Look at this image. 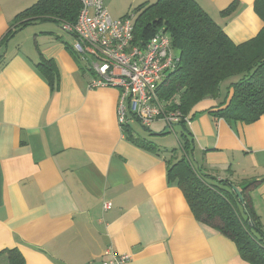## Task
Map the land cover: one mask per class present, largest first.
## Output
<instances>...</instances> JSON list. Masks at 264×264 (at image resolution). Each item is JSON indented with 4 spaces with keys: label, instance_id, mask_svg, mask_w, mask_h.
Returning <instances> with one entry per match:
<instances>
[{
    "label": "crops",
    "instance_id": "crops-1",
    "mask_svg": "<svg viewBox=\"0 0 264 264\" xmlns=\"http://www.w3.org/2000/svg\"><path fill=\"white\" fill-rule=\"evenodd\" d=\"M154 1L104 3L120 18ZM196 1L235 43L263 26L255 0ZM35 2L0 0V264L12 248L25 264H99L110 244L132 256L129 264H250L234 241L195 218L169 183L163 155L126 138L120 90L89 86L92 73L71 52L75 36L49 22L32 31L36 24H15ZM42 59L56 67L55 85L37 67ZM189 128L194 162L206 173L240 189L245 179L261 180L251 197L264 228V114L244 123L202 111Z\"/></svg>",
    "mask_w": 264,
    "mask_h": 264
},
{
    "label": "trees",
    "instance_id": "trees-1",
    "mask_svg": "<svg viewBox=\"0 0 264 264\" xmlns=\"http://www.w3.org/2000/svg\"><path fill=\"white\" fill-rule=\"evenodd\" d=\"M236 4L232 2L222 14H231ZM80 8L79 0H37L19 12L14 22L22 27L46 22L75 23ZM254 10L263 21L262 28L253 38L235 43L196 0H156L134 7L133 43L144 46L163 29L170 34L178 58L175 69L158 86L161 100L191 119L207 111L228 122L258 120L264 114V0H255ZM71 52L80 59L74 49ZM37 67L55 85L58 72L52 61L42 59ZM219 98L220 103H216ZM204 103L216 105L201 109ZM175 125L180 126L181 151L173 149L170 157L163 156L169 183L183 191L200 223L234 241L240 256L250 264H264V228L251 197L261 180L245 179L242 203L229 179L206 173L194 162L195 141L187 122ZM165 129L161 134L166 133ZM123 130L137 146L162 155L158 145L136 135L130 124L123 125ZM3 252L8 253L9 264H25L19 249Z\"/></svg>",
    "mask_w": 264,
    "mask_h": 264
},
{
    "label": "built area",
    "instance_id": "built-area-1",
    "mask_svg": "<svg viewBox=\"0 0 264 264\" xmlns=\"http://www.w3.org/2000/svg\"><path fill=\"white\" fill-rule=\"evenodd\" d=\"M80 12L75 23L62 22L61 29L73 34V49L85 59L92 73L89 86H114L120 90L118 119L121 127L131 117L145 128L156 120L174 127L182 120L189 125L191 116L170 108L161 100L158 86L177 65L171 36L159 29L144 46L135 45L134 14L114 18L104 0H79ZM90 62V63H89ZM111 209V202L104 203ZM132 256L119 253L112 244L104 251L99 264H129Z\"/></svg>",
    "mask_w": 264,
    "mask_h": 264
},
{
    "label": "rangeland",
    "instance_id": "rangeland-1",
    "mask_svg": "<svg viewBox=\"0 0 264 264\" xmlns=\"http://www.w3.org/2000/svg\"><path fill=\"white\" fill-rule=\"evenodd\" d=\"M49 23L51 24L50 27H52L53 30H55L56 32H59V33L63 32L60 25L58 26L56 23H53V22H49ZM43 25H46V23H37L36 26H33L32 28H30L27 31H32V29H34L35 27H40V26H43ZM27 31L21 33L20 34V38L24 37L26 35ZM63 33L66 34L65 32H63ZM66 36L70 38L69 34H66ZM82 61L87 66L86 60L83 59ZM223 91L224 92L226 91L224 89V87H223ZM131 119L132 120H130V122L128 124H130L132 130L136 134H138L140 136H143L145 138H148L153 143L158 145V147L162 150V155L163 156L166 155L167 157H170V152L173 149H177V150L181 151V149H180V140H179V134H180V126L179 125H174L173 129L170 126H168L170 128H166L165 129L166 133L161 134L160 132L164 128L161 131H159L157 129H159L161 125L165 124L164 121L162 122V120H156L153 123L152 127H150V129H147V128L143 127L135 118L131 117ZM153 130L156 133H158V134H154Z\"/></svg>",
    "mask_w": 264,
    "mask_h": 264
},
{
    "label": "water",
    "instance_id": "water-1",
    "mask_svg": "<svg viewBox=\"0 0 264 264\" xmlns=\"http://www.w3.org/2000/svg\"><path fill=\"white\" fill-rule=\"evenodd\" d=\"M232 188L234 189V191L237 193L239 199L241 200V202L243 203L244 202V197H243V194H242V191L240 188H238L236 185L234 184H231Z\"/></svg>",
    "mask_w": 264,
    "mask_h": 264
}]
</instances>
